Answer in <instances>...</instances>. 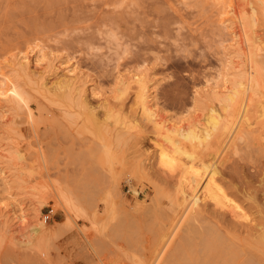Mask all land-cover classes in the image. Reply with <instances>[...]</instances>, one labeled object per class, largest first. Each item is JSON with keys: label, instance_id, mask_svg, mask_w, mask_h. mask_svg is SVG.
<instances>
[{"label": "rangeland", "instance_id": "1", "mask_svg": "<svg viewBox=\"0 0 264 264\" xmlns=\"http://www.w3.org/2000/svg\"><path fill=\"white\" fill-rule=\"evenodd\" d=\"M262 62L264 0H0V264H142L145 236L184 218L195 193L205 211L258 228ZM247 75L252 89L234 92ZM132 76L147 81L155 117ZM211 108L220 123L202 144L158 131L162 117L180 131L209 128ZM228 126L240 133L215 176L247 217L204 196L207 174L189 184Z\"/></svg>", "mask_w": 264, "mask_h": 264}, {"label": "bare ground", "instance_id": "2", "mask_svg": "<svg viewBox=\"0 0 264 264\" xmlns=\"http://www.w3.org/2000/svg\"><path fill=\"white\" fill-rule=\"evenodd\" d=\"M245 33H246L245 26L243 25L242 34H244V36H242V37H244V38H245ZM248 35H250V34L248 33ZM247 36H246V38H247ZM246 41H248V40H246ZM254 54L255 53H253V55ZM25 58L26 57H23L22 60ZM250 61L253 62L254 60H252V58L250 57ZM22 63H23V61H22ZM262 63H264V62H262ZM254 69H252V70H254ZM254 71H256V70H254ZM247 76L248 77H246L247 80L245 82H239V88L235 89V87H233V89L232 88L231 89L234 92H237L238 90L245 91V90L252 89V86H254L255 82L253 81L252 77H249L251 75H247ZM128 78L130 79V76ZM132 80H134L138 84V89H137L138 96L137 97H139V99H140V103L142 105V111L151 117H155L156 116L155 112L152 110V108L149 104V98L151 97V91H150L149 85L147 84V81L140 78V77H137V76L133 77ZM64 83L63 84L60 83V84H62L61 86H63ZM68 83L66 82L65 86H66V84L68 85ZM262 87H264V85H262ZM260 89H261V87H260ZM5 92H6L5 94H9L11 92L15 96L18 94V90H17L16 86H14V85H10L6 89ZM247 92L248 91H246V93ZM94 93H93V95H94ZM262 94H264V93H262ZM231 95H232V93H231ZM239 95H240V93H239ZM239 95H238V97H239ZM247 97H249V92H248ZM231 98L232 97L229 96V99H231ZM245 98H246V96H245ZM235 99H237V98L235 97ZM238 99H237V101H238ZM262 100H264V99H262ZM234 101H236V100L233 99V103H234ZM242 102H243V100L241 101V103ZM239 103H240V99H239ZM242 104L240 105L239 109L242 113L241 116H244L245 114H243V112L245 109V105L247 103L245 104V102H244ZM245 111H247V110L245 109ZM209 112H211V116L213 117V120H214L212 125L209 128L207 127V128L195 129V128L189 127L187 129H185V131H182L184 129H182L180 131V128H177V126L175 127L174 123H170L168 121V119H165L164 117H162V119L158 122L159 127H160L158 129V131H159V133H161L166 139H168L172 143H175L177 141V136H178V138L180 137V138H183L186 140L188 139V141H189V139H191V140L196 139V141H198V143L202 144V142L204 140H206L207 138H210L213 135L214 131H216L218 128V124L220 123L218 121L219 116H218V114H216L215 110L213 108H211V111H209ZM203 116H204V114H203ZM231 117H232V115H231ZM234 121H235V119H234ZM258 122H260V121H258ZM250 124H252V123H250ZM200 125H201V123H200ZM223 126L227 128V126H225V125H223ZM236 126H234V127L228 126L229 129L227 131V134H225L226 137L222 138L221 141L219 142L220 144H218L219 145L218 150L215 151L216 155L212 159H210V160H212L210 163H209L210 160H208L209 164L203 165L204 163H202L203 167L202 168L200 167L201 169L198 167L194 168L193 165H192L193 167L191 166L192 168H194L193 170H195V171L193 173V170H192L193 175H191L192 177H191V180L189 181V184L192 183L193 189H194V187L198 186L201 183L205 174H207L205 176L206 182L203 186L204 187V191H203L204 196L208 195V198H211L210 200H214V199H216V201L218 200L219 202L214 201V203H216V204L218 203L217 204L218 206H220L219 203L221 201L219 198L224 199L229 210L232 211V210L237 209V213H240L239 214L240 217H242V216L247 217V215L244 213L245 210H244V212L241 211V210H243L242 207L232 197H230V195L227 194V192L223 189L222 185L220 184L221 183L220 178H217L215 176V174L217 173L216 163L222 164L226 160V158H225V160L223 162H220L222 158L219 159V157L222 156L231 146V141H232L231 137H232V135L236 129ZM243 129H245V128H243ZM238 130H236V131H238ZM219 131H220V129H219ZM238 132L240 133V130ZM242 132L244 133L245 131H242ZM224 133H225V131H224ZM239 136H240V134L238 135V138H241ZM262 137H264V136H262ZM246 138H247V135H246ZM212 140H214V139H212ZM156 143L159 144L158 142H156ZM246 146H245V148H246ZM238 148H242V147H238ZM172 149H173L172 151H174V152H178V153L181 152V153L187 154L191 158L193 157V155L191 153H188L186 150L182 149L181 147H179L177 145H174ZM216 149H217V147H216ZM209 153L211 154V152H209ZM160 154H161V157H162L164 163L166 162L169 165V163L172 162V160H173L172 155H168L164 151L160 152ZM223 157H224V155H223ZM217 160L220 163L216 162ZM227 161H229V160L227 159ZM175 164H176V162H175ZM222 166H223V164H222ZM226 168H227V166H226ZM226 168H224V169H226ZM230 168H231V166H230ZM232 173H233V171H232ZM245 176L246 175L244 174V176H242V177L244 178ZM206 178H207V180H206ZM190 186H191V184H190ZM184 191L185 190H183V192ZM179 192H182V191H179ZM200 197H202V196H199L196 193L193 194L192 197L190 195L191 199H190V201H188L189 204L186 203L187 206L185 208H187V209L184 210L185 213L187 212L184 218H182V217L180 218V215H181L180 214L177 219L171 218L167 221L162 219L161 220L162 224H160V227H158L154 230L152 237L149 239L148 236H145V242L143 243V245L141 244L143 246L141 248V254L143 255L142 264H254V261H255V264H262V260H264V220H262L260 222L258 228H250V227L246 228V226L241 224V223L228 222L224 219V216L221 212H218V211L216 212L215 210L213 212H207L204 209L200 208V204L198 202L201 199ZM182 200H184V199H182ZM222 204H223V202H222ZM238 208L240 209L241 212L238 211ZM181 211L178 212L177 214L181 213ZM258 211L260 212V216L262 218H264V205H262L258 209ZM232 212L234 213V211H232ZM246 219H248V218H246ZM158 220H159V218H158ZM40 225L42 227V225H43L42 221H41ZM241 227L243 229H241ZM126 233H127V231H126ZM240 235H243L244 238H248V237H252V238L248 239V244H245V243H242L236 239V236H240ZM85 237H86V235H85ZM87 238L88 237H86L85 239L87 240ZM88 239H90V238H88ZM91 241H93V240H91ZM94 242H95V240H94ZM96 255H97V253H96ZM101 258H102V256L99 259H101ZM103 260H104V258H103ZM107 260H109V259L107 258ZM105 263L107 264L108 262H105ZM81 264H85V262L83 263L81 261Z\"/></svg>", "mask_w": 264, "mask_h": 264}]
</instances>
